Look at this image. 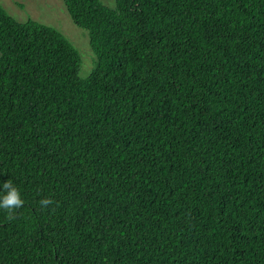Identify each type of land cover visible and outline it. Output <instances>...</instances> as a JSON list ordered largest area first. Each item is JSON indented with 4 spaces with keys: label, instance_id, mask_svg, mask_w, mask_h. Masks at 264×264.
Instances as JSON below:
<instances>
[{
    "label": "trees",
    "instance_id": "1",
    "mask_svg": "<svg viewBox=\"0 0 264 264\" xmlns=\"http://www.w3.org/2000/svg\"><path fill=\"white\" fill-rule=\"evenodd\" d=\"M63 1L87 77L0 3V264H264V0Z\"/></svg>",
    "mask_w": 264,
    "mask_h": 264
},
{
    "label": "rangeland",
    "instance_id": "2",
    "mask_svg": "<svg viewBox=\"0 0 264 264\" xmlns=\"http://www.w3.org/2000/svg\"><path fill=\"white\" fill-rule=\"evenodd\" d=\"M101 1L111 8L116 7L115 0ZM0 3L19 22L33 20L60 31L75 45L82 56L81 76H89L94 68L95 56L90 46L89 33L73 22L63 0H0Z\"/></svg>",
    "mask_w": 264,
    "mask_h": 264
},
{
    "label": "clouds",
    "instance_id": "3",
    "mask_svg": "<svg viewBox=\"0 0 264 264\" xmlns=\"http://www.w3.org/2000/svg\"><path fill=\"white\" fill-rule=\"evenodd\" d=\"M41 206L47 207L52 203L48 198L39 201ZM24 199L20 189L13 183L12 179L0 182V210H7L9 214L21 208Z\"/></svg>",
    "mask_w": 264,
    "mask_h": 264
}]
</instances>
